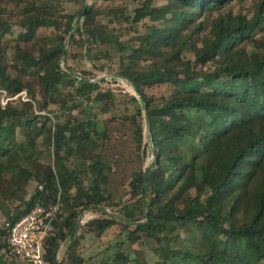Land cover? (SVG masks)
<instances>
[{"label": "trees", "instance_id": "trees-1", "mask_svg": "<svg viewBox=\"0 0 264 264\" xmlns=\"http://www.w3.org/2000/svg\"><path fill=\"white\" fill-rule=\"evenodd\" d=\"M243 1L141 0L131 14L88 0H0V84L10 95L26 88L32 98L0 102V201L11 220L38 201L60 203L45 240L49 264H88L82 234L99 239L114 225L119 230L102 240L101 252L114 248L105 264H264V0L234 6ZM70 3L78 8L68 10ZM146 20L137 41L122 39L127 26ZM15 24L25 30L23 45L5 68L3 38ZM49 27L57 39L43 36ZM83 58L133 85L140 98L133 111H119L114 87L70 63ZM163 86L168 94L154 93ZM46 129L51 140L42 150ZM116 140L136 151H121L132 168L123 202L110 189L106 154ZM148 150L153 158L144 164ZM31 179L37 185L24 197ZM6 199L20 201L7 206ZM87 209L102 214L81 223L60 256ZM7 234L2 224L0 264H17ZM135 243H147L157 258L137 249L133 256Z\"/></svg>", "mask_w": 264, "mask_h": 264}, {"label": "rangeland", "instance_id": "rangeland-1", "mask_svg": "<svg viewBox=\"0 0 264 264\" xmlns=\"http://www.w3.org/2000/svg\"><path fill=\"white\" fill-rule=\"evenodd\" d=\"M141 0H111V1H104V0H88V2H95L100 3L102 5H120L125 6L126 11L133 14L134 13V7L139 4ZM167 0H156L157 5H162ZM249 0H244L241 3H234V6L237 9H243L245 10L246 4H248ZM254 1V0H252ZM250 2V1H249ZM78 8L77 5L74 4H68V10L74 11ZM17 18H20L22 15V10L20 8H16L15 10ZM105 20H107L108 16H103ZM149 23V20L142 21L135 26H127L125 31L123 32L122 39H129L131 41H137L139 34H142L147 30L146 24ZM112 30H117V28L110 27ZM43 36L48 38L49 40H55L59 36V31L53 27L45 28L43 30ZM24 28L21 27L19 24H15L13 26L12 32L5 35L3 40L6 43L10 44L9 52L5 59H1V65H3L5 68H8V65L11 60L15 58L17 47H20L23 45V37H24ZM71 64L77 63L85 66L87 69L91 71L90 75L93 77V79H102L103 85H109L114 87L115 92L117 93V102H118V108L119 111L124 112L127 109L133 111L136 107V105L140 102L139 94L133 87V85L127 81L123 77H117L113 78V74L107 73L105 70L100 69L101 61H94L88 58H83L79 62L70 60ZM1 83V81H0ZM154 93L160 95V94H168L169 88L166 86L155 88ZM129 92L130 94H134L137 96V101H132L130 96H127L125 93ZM38 98H40V95H37ZM37 105V103H36ZM41 113H45V111H40ZM143 112V111H142ZM51 140V131L50 129H46L45 134L39 137V147L44 150L46 148V145H48V142ZM116 147H109L106 149L107 157L110 159V161L113 164V171L111 173V183H110V189L113 191V194L116 197L117 201H125L128 199L127 194H123L124 191L128 188V182L130 179V172L132 170L131 165L126 161V154H124L122 151V148H128L131 149V155L135 154V146L132 143H129L127 141H120L116 140ZM122 157V160H118V156ZM42 158L44 160H51V156L47 154L45 151L42 155ZM153 155L148 150L146 161L144 164H149V162L152 160ZM11 159H15V157H12ZM9 184V181H6ZM37 185V180L31 179L23 190L21 191V195L24 197L30 196V194L35 190V187ZM122 197V198H121ZM121 198V199H120ZM6 205L11 206L14 204L19 203L18 200H11L6 199ZM3 201H0V226L2 225V222L5 218V211L3 210ZM119 206L115 207H109L108 208V214H110L112 211H117ZM102 212L98 209H87L82 214V223H85L87 219H90L91 217H95L98 215H101ZM119 230L117 225L112 226L110 229H108L101 238H94L91 237V234L89 232H85L82 234L80 239V249L82 250V253L85 255H92V259L88 262V264H105L103 262V257L107 258L108 255L110 256L108 259H110L113 256L114 248L109 249L108 251L101 252L100 250L106 245V243H103L102 240H107L109 238H112L114 234ZM68 244V241L64 243L60 250V256L63 255V252L65 251V248ZM135 248V249H134ZM134 249V250H133ZM136 249L139 251L141 250L144 257L149 259L150 261H153L155 258H157V255L151 251V248L148 246L147 243H135L130 247V250L132 252V255H137ZM102 259V260H101ZM108 262V261H107ZM128 264H138L135 261L131 260Z\"/></svg>", "mask_w": 264, "mask_h": 264}, {"label": "built area", "instance_id": "built-area-1", "mask_svg": "<svg viewBox=\"0 0 264 264\" xmlns=\"http://www.w3.org/2000/svg\"><path fill=\"white\" fill-rule=\"evenodd\" d=\"M31 100L26 88L14 95L0 84V102L2 106L10 100ZM60 211V203H42L38 201L21 217L4 219L2 224L7 228L9 257L17 264H49L45 258V240L54 232V221Z\"/></svg>", "mask_w": 264, "mask_h": 264}, {"label": "water", "instance_id": "water-1", "mask_svg": "<svg viewBox=\"0 0 264 264\" xmlns=\"http://www.w3.org/2000/svg\"><path fill=\"white\" fill-rule=\"evenodd\" d=\"M88 9H89V5H86V6L84 7L83 11H81V12L78 14V17H77V19L75 20V22L73 23L72 28H71V31H70V38H71L72 34L74 33V28H75L76 23L78 22L79 19H81V18L83 17L84 14L87 13ZM67 50H68V49H66L65 52H67ZM141 102H142V104L144 105V107L146 108V103H145L144 98H141ZM147 175H148V169H147V171H146L145 178H147ZM146 183H147V182L145 181V183H144V185H143V189H142L143 193L145 192V189H146ZM82 220H83V219H82V217H81L80 220H79V221L77 222V224L75 225V228H74L73 232L71 233V235H70V237H69V242H68V245H67V247H66V250H68V249L71 247V245H72V243H73V241H74V238H75L76 232H77V230H78L80 224L82 223Z\"/></svg>", "mask_w": 264, "mask_h": 264}, {"label": "crops", "instance_id": "crops-1", "mask_svg": "<svg viewBox=\"0 0 264 264\" xmlns=\"http://www.w3.org/2000/svg\"><path fill=\"white\" fill-rule=\"evenodd\" d=\"M65 252V251H64ZM64 252H63V255H64ZM62 256V255H61Z\"/></svg>", "mask_w": 264, "mask_h": 264}]
</instances>
